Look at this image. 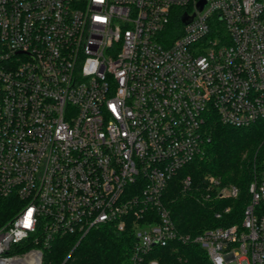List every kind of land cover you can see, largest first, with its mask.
Returning <instances> with one entry per match:
<instances>
[{
    "label": "built area",
    "instance_id": "obj_1",
    "mask_svg": "<svg viewBox=\"0 0 264 264\" xmlns=\"http://www.w3.org/2000/svg\"><path fill=\"white\" fill-rule=\"evenodd\" d=\"M201 1L0 0V200L21 201L0 264H43L57 239L102 228L134 239L127 264H162L174 244L264 264V161L240 217L215 214L230 225L181 233L164 202L211 118L264 120V0ZM204 184L206 200H240Z\"/></svg>",
    "mask_w": 264,
    "mask_h": 264
},
{
    "label": "trees",
    "instance_id": "obj_2",
    "mask_svg": "<svg viewBox=\"0 0 264 264\" xmlns=\"http://www.w3.org/2000/svg\"><path fill=\"white\" fill-rule=\"evenodd\" d=\"M207 130L210 142L203 155L179 171L164 197L176 228L184 234L196 235L206 229L232 224L222 223L215 217L226 205L233 207L232 216L240 217L244 205L241 200L247 195L254 164L264 161V120L246 128H234L214 117L208 121ZM209 176L224 185L237 186L241 190L240 200H206L204 182ZM186 177L192 179L189 190L181 185ZM20 208L21 201L16 198L0 200V228L14 218ZM133 243L134 239L128 234L107 228L91 230L83 238L57 239L45 252L43 264H127ZM172 246L157 251L162 264H211L197 245L177 244L178 252L172 251Z\"/></svg>",
    "mask_w": 264,
    "mask_h": 264
},
{
    "label": "water",
    "instance_id": "obj_3",
    "mask_svg": "<svg viewBox=\"0 0 264 264\" xmlns=\"http://www.w3.org/2000/svg\"><path fill=\"white\" fill-rule=\"evenodd\" d=\"M204 5H205V0H202V1L199 3V5H198L199 10H202L203 7H204ZM191 20H192V18H189V17H187V16H184V17L182 18V21H183V23H185V24L189 23Z\"/></svg>",
    "mask_w": 264,
    "mask_h": 264
},
{
    "label": "rangeland",
    "instance_id": "obj_4",
    "mask_svg": "<svg viewBox=\"0 0 264 264\" xmlns=\"http://www.w3.org/2000/svg\"><path fill=\"white\" fill-rule=\"evenodd\" d=\"M255 161H256V160H255ZM255 163H256V165H258V164L260 163V161H256ZM252 179H253V178H252ZM250 182H251V181H250ZM249 184H250V183H249Z\"/></svg>",
    "mask_w": 264,
    "mask_h": 264
},
{
    "label": "snow or ice",
    "instance_id": "obj_5",
    "mask_svg": "<svg viewBox=\"0 0 264 264\" xmlns=\"http://www.w3.org/2000/svg\"><path fill=\"white\" fill-rule=\"evenodd\" d=\"M31 216V212H29V217Z\"/></svg>",
    "mask_w": 264,
    "mask_h": 264
}]
</instances>
